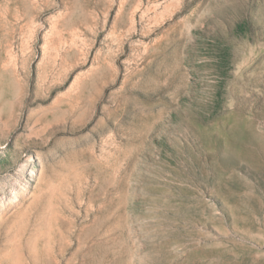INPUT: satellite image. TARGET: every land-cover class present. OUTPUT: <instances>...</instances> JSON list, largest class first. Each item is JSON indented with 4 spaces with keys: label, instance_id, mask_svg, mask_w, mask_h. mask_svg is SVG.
I'll return each mask as SVG.
<instances>
[{
    "label": "rangeland",
    "instance_id": "374dc122",
    "mask_svg": "<svg viewBox=\"0 0 264 264\" xmlns=\"http://www.w3.org/2000/svg\"><path fill=\"white\" fill-rule=\"evenodd\" d=\"M0 264H264V0H0Z\"/></svg>",
    "mask_w": 264,
    "mask_h": 264
}]
</instances>
